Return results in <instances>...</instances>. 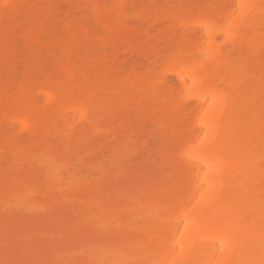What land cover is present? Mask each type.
<instances>
[{
    "label": "bare ground",
    "instance_id": "6f19581e",
    "mask_svg": "<svg viewBox=\"0 0 264 264\" xmlns=\"http://www.w3.org/2000/svg\"><path fill=\"white\" fill-rule=\"evenodd\" d=\"M0 264H264V0H0Z\"/></svg>",
    "mask_w": 264,
    "mask_h": 264
},
{
    "label": "rangeland",
    "instance_id": "374dc122",
    "mask_svg": "<svg viewBox=\"0 0 264 264\" xmlns=\"http://www.w3.org/2000/svg\"><path fill=\"white\" fill-rule=\"evenodd\" d=\"M177 124H178V122L175 123L174 121H172V119L169 120L168 126H166V131H163L167 139L168 138H171L174 134L180 133V131H182V128L183 127L181 128ZM155 132L156 131H154L152 133V136H149L148 137V144H149V148H150V154L152 156H154V158H157V156H156V149L158 148V150H159L160 147L166 145V138H163V139L160 140L157 137V135L155 134Z\"/></svg>",
    "mask_w": 264,
    "mask_h": 264
}]
</instances>
